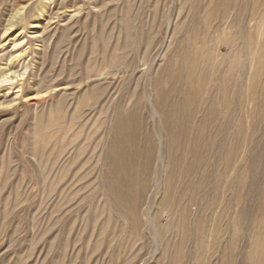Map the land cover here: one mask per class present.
Segmentation results:
<instances>
[{"label":"rangeland","instance_id":"374dc122","mask_svg":"<svg viewBox=\"0 0 264 264\" xmlns=\"http://www.w3.org/2000/svg\"><path fill=\"white\" fill-rule=\"evenodd\" d=\"M120 115L156 145L135 217ZM0 264H264V0H0Z\"/></svg>","mask_w":264,"mask_h":264},{"label":"bare ground","instance_id":"6f19581e","mask_svg":"<svg viewBox=\"0 0 264 264\" xmlns=\"http://www.w3.org/2000/svg\"><path fill=\"white\" fill-rule=\"evenodd\" d=\"M173 77L175 79L174 75H172L171 78ZM159 90L160 92H163L165 86H161ZM166 114H169L171 117L178 116L180 119H185L186 128H181L180 126H172L171 128L173 136L175 137V146L181 147L182 145H185L188 133L191 132L190 116H186V113L182 112L178 114L166 112ZM206 124L207 123H204L201 128H205ZM138 130L139 122L135 117L123 118V116L120 115L118 118V124L115 127L116 134L111 150L113 153L112 163L114 167L110 174L112 177V184L110 186L111 194L117 201V204L121 207L127 208L130 215L133 217L137 216L138 210L137 205L135 204L136 196L132 194L131 191L134 188H137V186L139 189L140 185L143 187L147 185L156 146L150 135L146 136V138H142L140 137ZM205 136L206 135H203L201 132V138L204 139ZM197 143L200 144V141L197 138L192 139L190 143L192 145L191 158L198 157L199 144L197 145ZM140 158L144 161L142 164L140 163ZM175 158L177 161V159L179 160V158H181V155L178 153Z\"/></svg>","mask_w":264,"mask_h":264}]
</instances>
